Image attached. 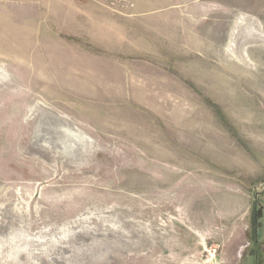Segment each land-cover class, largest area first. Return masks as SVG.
I'll use <instances>...</instances> for the list:
<instances>
[{
  "label": "rangeland",
  "instance_id": "rangeland-1",
  "mask_svg": "<svg viewBox=\"0 0 264 264\" xmlns=\"http://www.w3.org/2000/svg\"><path fill=\"white\" fill-rule=\"evenodd\" d=\"M212 259L264 264V0H0V264Z\"/></svg>",
  "mask_w": 264,
  "mask_h": 264
},
{
  "label": "bare ground",
  "instance_id": "bare-ground-1",
  "mask_svg": "<svg viewBox=\"0 0 264 264\" xmlns=\"http://www.w3.org/2000/svg\"><path fill=\"white\" fill-rule=\"evenodd\" d=\"M224 17V16H223ZM223 19V18H222ZM225 20V18H224ZM221 20V21H215L213 22V24L215 25L216 30H219L220 32H222L221 34L218 33V36L216 38V41L220 40L223 41L226 39V35H225V30L227 28V22ZM185 23V22H184ZM239 23H236V25H238ZM238 27H235L234 30H232L230 36H229V44H228V48L230 50H234L236 48V39L238 38V32L236 31ZM218 32V31H217ZM228 39V38H227ZM186 43V41H185ZM228 43V42H227ZM231 43V44H230ZM166 44V43H165ZM161 47V46H160ZM174 53V52H173ZM219 54V56H221L222 54V50H219L217 52ZM216 56V55H215ZM166 61V60H165ZM220 63V62H219ZM218 63V64H219ZM138 89V88H137ZM25 98V97H23ZM27 98V97H26ZM29 98V97H28ZM6 99V98H5ZM27 100V99H26ZM24 100V101H26ZM22 101V103L24 104L25 102ZM21 105V109L19 110V115L14 117L16 120L17 117L22 116V114L24 113V105ZM46 104V103H45ZM43 102H37L36 105H34L31 108L32 114L35 115V117L37 119H39L40 124L38 125L37 129L35 130V139L37 138V133L40 132V128L42 127H46L47 129L54 130V135L57 137H61L63 138H72L76 141H78L79 143H83L86 144L88 143L89 137L85 135L84 132H82L79 128H77L75 125L69 123V122H65L62 121L61 118L57 117V116H53L51 114V112L49 111L48 107L45 105ZM26 111V110H25ZM27 112V111H26ZM25 112V113H26ZM11 119V118H10ZM14 122V121H13ZM19 123V122H18ZM5 123H3L4 125ZM46 124L48 126H46ZM12 135V134H11ZM5 139V138H4ZM6 140V139H5ZM11 141V140H10ZM207 264H218L217 262H215L214 259H212L209 263Z\"/></svg>",
  "mask_w": 264,
  "mask_h": 264
},
{
  "label": "trees",
  "instance_id": "trees-1",
  "mask_svg": "<svg viewBox=\"0 0 264 264\" xmlns=\"http://www.w3.org/2000/svg\"><path fill=\"white\" fill-rule=\"evenodd\" d=\"M258 220H257V216H255V214H254V216H253V228L255 227V229H256V227L258 226ZM255 238V237H254ZM255 241V240H254Z\"/></svg>",
  "mask_w": 264,
  "mask_h": 264
}]
</instances>
